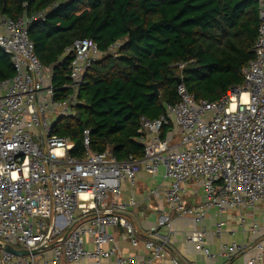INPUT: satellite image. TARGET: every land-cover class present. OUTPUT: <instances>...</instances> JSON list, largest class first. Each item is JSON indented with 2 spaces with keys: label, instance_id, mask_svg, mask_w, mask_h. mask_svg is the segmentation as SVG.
<instances>
[{
  "label": "built area",
  "instance_id": "1",
  "mask_svg": "<svg viewBox=\"0 0 264 264\" xmlns=\"http://www.w3.org/2000/svg\"><path fill=\"white\" fill-rule=\"evenodd\" d=\"M257 1L259 30L244 85L217 101H197L181 80L178 104L167 105L159 119H141L144 158L124 161L91 152L89 130L82 157L71 154L76 145L70 139L54 133L59 119L77 114L85 76L105 56L97 44L81 39L65 51L72 56L70 82L57 87L29 34L44 13L13 20L0 12V49L15 70L0 82V264H180L169 251L177 218L198 224L186 241L206 264H264V0ZM161 169L169 187L147 196L163 198L167 209L141 238L127 217L137 201H121L123 185L133 190L143 172L157 177ZM189 183L202 188L199 205L184 201ZM213 212L218 221L209 230ZM227 215L237 217V231L252 242L222 244L215 253L207 237H223ZM246 216H252L249 224ZM115 228L144 253L122 254L110 232ZM5 246L40 252L15 256ZM46 253L50 259L37 260Z\"/></svg>",
  "mask_w": 264,
  "mask_h": 264
},
{
  "label": "trees",
  "instance_id": "2",
  "mask_svg": "<svg viewBox=\"0 0 264 264\" xmlns=\"http://www.w3.org/2000/svg\"><path fill=\"white\" fill-rule=\"evenodd\" d=\"M0 12L13 20L44 13L29 34L57 87L70 82L64 54L75 42L92 39L105 54L85 76L76 116L59 119L54 133L82 157L89 130L91 152L119 161L144 158L141 119L179 103V80L197 101L242 87L259 30L257 0H0ZM14 75L0 49V82Z\"/></svg>",
  "mask_w": 264,
  "mask_h": 264
},
{
  "label": "crops",
  "instance_id": "3",
  "mask_svg": "<svg viewBox=\"0 0 264 264\" xmlns=\"http://www.w3.org/2000/svg\"><path fill=\"white\" fill-rule=\"evenodd\" d=\"M169 187L168 180H165L163 173L157 177H150L147 172L140 175L137 186L131 189L126 184L123 185L124 193L121 201L127 203L133 197L137 201V206L129 210L127 217L135 224L141 238H144L147 232L157 224L158 217L163 210L167 209L166 201L163 198H149L147 193L155 188L164 189ZM203 191L199 185L189 183L186 185L184 201L189 206L199 205L203 202ZM252 217V216H251ZM227 222L225 234L218 240L209 234L207 241L213 252H218L222 244L236 241L241 244L252 242V239L237 231L238 222L235 215L224 216ZM218 217L215 212L211 214V219L206 222L209 230L215 227ZM194 219H178L174 223L175 237L171 242L170 251L174 258H179L184 264H206L204 256L196 249L195 245L186 241L187 235L198 228ZM235 231V232H234ZM117 239L119 248L124 255H137L144 253L142 244L135 250L131 247L125 232L122 229L115 228L110 230ZM239 238V239H238ZM91 248V247H89ZM143 251V252H142ZM104 264H116L114 261H107ZM240 264H244L240 262Z\"/></svg>",
  "mask_w": 264,
  "mask_h": 264
},
{
  "label": "water",
  "instance_id": "4",
  "mask_svg": "<svg viewBox=\"0 0 264 264\" xmlns=\"http://www.w3.org/2000/svg\"><path fill=\"white\" fill-rule=\"evenodd\" d=\"M180 83H181V81L179 80L178 84H180ZM154 94L158 95L156 87H155V93ZM5 250L10 252V253H12L15 256H22V257L30 256V255H36L38 252H40V250H36V251H32V252H29V251H18L17 249H15V248H13L11 246H5ZM169 251H171L170 248H169ZM172 255H173V252H172ZM176 259L180 262V264H184L179 258H176Z\"/></svg>",
  "mask_w": 264,
  "mask_h": 264
},
{
  "label": "rangeland",
  "instance_id": "5",
  "mask_svg": "<svg viewBox=\"0 0 264 264\" xmlns=\"http://www.w3.org/2000/svg\"><path fill=\"white\" fill-rule=\"evenodd\" d=\"M229 94H232V92H229ZM161 173H163V169H161L160 171V175ZM249 213H246V215H248ZM247 217V222L248 224L251 222L252 217L251 216H246ZM239 239V238H238ZM51 254L50 253H46L45 255L41 256V257H37L38 261H42L43 259H50Z\"/></svg>",
  "mask_w": 264,
  "mask_h": 264
}]
</instances>
